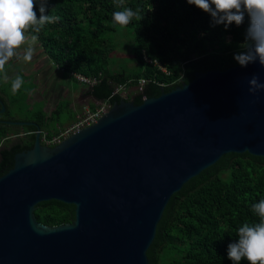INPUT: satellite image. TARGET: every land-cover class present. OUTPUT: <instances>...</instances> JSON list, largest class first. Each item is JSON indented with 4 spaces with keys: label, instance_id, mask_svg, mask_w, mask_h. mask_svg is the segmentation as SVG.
<instances>
[{
    "label": "water",
    "instance_id": "obj_1",
    "mask_svg": "<svg viewBox=\"0 0 264 264\" xmlns=\"http://www.w3.org/2000/svg\"><path fill=\"white\" fill-rule=\"evenodd\" d=\"M253 74L264 82L255 62L198 72L140 105L121 99L53 147L36 123L4 121L37 131L0 177V264H150L174 194L227 154L264 157V90L248 92ZM51 200L73 205L74 221L39 223L36 206Z\"/></svg>",
    "mask_w": 264,
    "mask_h": 264
},
{
    "label": "trees",
    "instance_id": "obj_2",
    "mask_svg": "<svg viewBox=\"0 0 264 264\" xmlns=\"http://www.w3.org/2000/svg\"><path fill=\"white\" fill-rule=\"evenodd\" d=\"M47 3L48 14L61 19L45 25L37 34L45 54L70 77L80 74L95 78L91 95L111 105L121 100L112 97L117 84L136 87L146 79L144 92L135 98L140 105L144 97H159L163 88L170 92L190 83L198 72L238 66L233 54L242 50L248 23L245 17L239 27L213 25L207 13L186 0H124L125 6L143 16L126 26L112 20V13L120 10L116 0ZM118 28L133 34L130 49L136 68L129 72H113L109 67L115 46L107 36ZM2 85L0 74V109L1 102L5 106V113L0 114V146L4 144L0 149V177L13 167L17 153L33 147L37 131L32 126L21 128L4 122L20 120L8 116ZM24 121L36 123L48 137L55 134L47 131L42 111ZM20 131L26 134L25 140H20ZM12 137L18 139L11 142ZM260 199H264V157L249 153L223 156L173 195L148 251L150 264H233L227 257V245L237 239L243 222L258 220L251 205ZM34 214L39 223L57 227L74 221L75 207L51 200L39 203Z\"/></svg>",
    "mask_w": 264,
    "mask_h": 264
},
{
    "label": "clouds",
    "instance_id": "obj_3",
    "mask_svg": "<svg viewBox=\"0 0 264 264\" xmlns=\"http://www.w3.org/2000/svg\"><path fill=\"white\" fill-rule=\"evenodd\" d=\"M211 17L213 25L239 27L247 17L248 23L241 43V51L234 53V60L242 67L258 62L264 66V0H186ZM112 13L114 23L126 26L133 19L140 21L138 11L116 0ZM59 15L48 14L47 0H0V74L7 82L6 65L15 58L31 62L38 42V33L48 24L60 21ZM21 49H23L21 51ZM24 84L17 74L11 78V92L16 94ZM248 92L255 95L264 90L259 76L251 75L247 80ZM256 221H245L237 229V239L227 245V257L233 264L242 260L247 264H264V199L251 205Z\"/></svg>",
    "mask_w": 264,
    "mask_h": 264
},
{
    "label": "rangeland",
    "instance_id": "obj_4",
    "mask_svg": "<svg viewBox=\"0 0 264 264\" xmlns=\"http://www.w3.org/2000/svg\"><path fill=\"white\" fill-rule=\"evenodd\" d=\"M107 37L115 46V50L111 52L109 56L111 59L109 66L110 70L113 72H119L120 70L129 72L134 70L136 68V64L133 61V56L130 49L133 38L132 32L126 28H118L117 32L108 34ZM18 61L15 62L13 58L6 65V72L8 71V66L12 70H15V74L13 75L10 72H7L9 77L7 82L4 80L3 74H1V77L3 80L2 86L6 90L7 95L8 116L19 119L20 121H24L34 118L40 113V111L43 112V106L46 103L48 105L50 101H44L42 98V96H44L43 92L45 89L39 80L42 75L39 70L37 71L36 63H33V60H31V62ZM54 69V65H52V70L51 64L48 66V70L53 71ZM17 74L23 78L24 84L16 94H13L11 92V78L15 77ZM67 81L74 90L82 87V84L73 79H67ZM60 96L61 95L59 94V97L55 100L57 107H51V105L49 107L48 105V108L52 110L50 112L45 110V112H48L46 113L48 115V117H46V128L47 131L50 132H53L56 129L57 120L60 121L59 123H66L72 118L74 114L72 108L70 107V105L73 103L71 96L68 95L67 97L63 98Z\"/></svg>",
    "mask_w": 264,
    "mask_h": 264
},
{
    "label": "crops",
    "instance_id": "obj_5",
    "mask_svg": "<svg viewBox=\"0 0 264 264\" xmlns=\"http://www.w3.org/2000/svg\"><path fill=\"white\" fill-rule=\"evenodd\" d=\"M36 45H35V53L33 55L32 60H33V63H36V65H37V67H36L37 71L39 70L41 75H42L39 80L41 81V83H42L41 85L45 89L43 92L44 96H42L44 101H50V103H48L49 107H50V105H51V107L52 106L57 107L55 100L59 97V94L61 95L60 97H62V98L70 95L71 98L73 99V103L70 105V107L72 108L74 114H73L72 118L69 121H67L66 123H59L60 121L57 120L56 129L53 131L54 133H56L59 129H62V128H65V127L71 125L75 121L76 117L81 115L82 113H84L86 110H92V108H96L99 104L102 103V101L95 99L91 95L90 89L85 85H82V87L78 88L77 90L72 89L71 86L69 85L67 79H73V80H75V79L70 77V75H68V74L66 76V73L59 70L53 64V62L51 60H48L49 58L45 54V52H44V50H43V48L39 42H37ZM22 50L23 49H21V51ZM14 60H15V62L18 61L15 58H14ZM50 64H51V70H52V65L55 66V69L53 71L48 70V66ZM7 70H8L7 72H10L12 75L15 74L14 73L15 70H12L11 68H9V66H8ZM9 70H11V71H9ZM133 90H135V88H133ZM3 97L7 98L6 95H3ZM48 105L46 103L43 106V113L45 114L46 117H48V115L46 114L48 112H45V110H47L49 112L52 110V109L48 108ZM42 132L47 133L45 131H42ZM17 139H18L17 137L10 138L11 142L16 141ZM3 147H4V144H2L0 146V149H2Z\"/></svg>",
    "mask_w": 264,
    "mask_h": 264
},
{
    "label": "built area",
    "instance_id": "obj_6",
    "mask_svg": "<svg viewBox=\"0 0 264 264\" xmlns=\"http://www.w3.org/2000/svg\"><path fill=\"white\" fill-rule=\"evenodd\" d=\"M162 70L166 71L165 69ZM72 77L75 79V81L87 86L89 89H91L97 83V80L95 78H87L80 74H73ZM146 85V79L140 80L138 86L136 87H129L126 84H117L115 85L112 97H119L120 99L130 100L132 98H135L136 96L142 95ZM133 88H135V90H133ZM146 99V97L143 98V100ZM111 106V104L103 102L99 104L94 110H86L84 113L77 116L75 121L71 125L59 129L51 137H48L46 133L41 131L40 136L42 144L50 147L58 145L70 135L96 123L98 119H100L105 113H107Z\"/></svg>",
    "mask_w": 264,
    "mask_h": 264
},
{
    "label": "flooded vegetation",
    "instance_id": "obj_7",
    "mask_svg": "<svg viewBox=\"0 0 264 264\" xmlns=\"http://www.w3.org/2000/svg\"><path fill=\"white\" fill-rule=\"evenodd\" d=\"M0 114H2V113H0ZM20 138H21L20 140H22V139L25 140V138H26V134H25V133H21Z\"/></svg>",
    "mask_w": 264,
    "mask_h": 264
}]
</instances>
